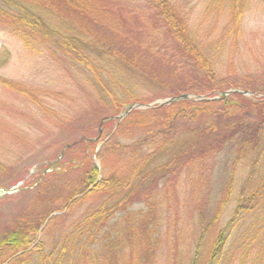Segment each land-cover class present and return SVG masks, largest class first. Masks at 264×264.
I'll return each instance as SVG.
<instances>
[{
    "label": "trees",
    "instance_id": "trees-1",
    "mask_svg": "<svg viewBox=\"0 0 264 264\" xmlns=\"http://www.w3.org/2000/svg\"><path fill=\"white\" fill-rule=\"evenodd\" d=\"M147 4L155 20L149 31L152 36L160 32L169 41L160 42L150 33L135 36L143 23L119 0H0V22L29 53L49 48L53 55L80 67L97 94L95 104L79 111L72 124L73 137L60 143L61 157L73 152L76 157L68 162L52 159L28 184L30 189L18 192L29 195L30 206L0 227L1 264H155L163 191L169 192L171 185L181 187L185 172L200 177L229 148L233 150L229 174L219 197L212 205L206 201L197 208V250L189 264H221L225 248L240 243L233 234L247 221L250 242L245 248L257 241L264 248V87L247 80L218 79L208 48L194 40L174 5L169 0H147ZM222 6L229 18L220 42H234L242 35L247 0H228ZM3 50L0 58L6 59ZM143 85L160 90L154 100L182 94L212 98L228 90L254 96L182 100L112 120L133 104H150L134 93ZM15 90L35 103L32 92L20 86ZM62 122L58 130L72 123ZM101 122L102 129L114 130L106 141L96 130ZM122 137L135 143L122 144ZM111 153L117 156L116 165L125 169L124 175L107 170ZM240 164L250 169L234 198ZM136 203L143 209L130 211ZM232 203L229 222L219 228ZM81 207L74 223L46 239V224L50 232L61 219L59 214L68 216ZM43 231L46 234L40 238ZM203 244L206 251L200 256Z\"/></svg>",
    "mask_w": 264,
    "mask_h": 264
},
{
    "label": "rangeland",
    "instance_id": "rangeland-1",
    "mask_svg": "<svg viewBox=\"0 0 264 264\" xmlns=\"http://www.w3.org/2000/svg\"><path fill=\"white\" fill-rule=\"evenodd\" d=\"M119 1L136 11L137 22L143 23V30H137L135 36L144 38L148 33L152 36L149 30L154 28L155 20L147 0ZM169 1L186 21L194 40L208 48L218 79L229 82L240 79L242 83L247 80L251 84L264 87V0H247L241 23L242 35L234 42L229 39L220 42L229 18L227 8L222 5L228 0ZM135 16L133 20L136 21ZM153 36L160 42L169 41L160 32ZM39 49L37 53H29L12 35L11 29L0 22V50L6 53V59L0 58V80L12 86L5 87L0 82V205L3 204L0 207V227L12 220L24 207L30 206L29 195L19 196L18 192L27 190L28 184L39 178L40 172L46 168L48 162L56 157L63 162L76 157L74 152L65 153L61 157V152L58 153L60 143L64 138L73 137L75 134V126L72 124L77 121L79 111L90 108L97 100L89 77L80 67L62 59L58 54L53 55L49 48ZM16 86L32 92L34 97H37L34 98L35 103L31 102L28 96L17 92ZM150 87L143 85L134 93L138 100L150 103L148 106H157L159 100L154 99L160 90ZM120 115L112 117V120L122 121L128 114L122 119ZM64 118L72 123L65 129L58 130V126L64 123ZM99 126L98 124L96 130L100 131L101 138L108 140L114 130L111 127L102 129ZM143 140L145 143V137ZM133 141L134 139L123 137L119 139L120 143L128 146L135 143ZM100 145L101 143L97 146L98 150ZM232 151L229 148L219 154L200 177L197 173L189 177L190 174L185 172L181 178V187L171 185L168 187L169 192L163 191L165 195L161 198L163 207L160 250L155 264H189L197 250V208L206 201L212 205L219 197L229 174ZM110 156L113 157L112 160ZM110 156L105 159L107 170L116 172L119 176L124 175L125 169L121 170L122 167L116 165L117 156H113V153ZM95 159V165L100 168L99 161ZM246 164L237 167L234 198L243 188L244 179L249 173L250 166ZM260 170L263 171L262 168ZM11 184H15L14 187L20 184L19 190L13 194L4 193L2 187ZM6 196L11 198L4 200L5 202L1 201ZM229 207L220 221L219 228L227 225L235 204L232 203ZM83 208L74 210L68 216L59 214L61 219L51 226L50 232L49 224H46V239L49 240V233H55L57 236L62 229L74 223L81 216ZM141 209L143 205L136 203L130 211L138 212ZM249 226L250 222L247 221L233 234L238 236L240 243L225 248L221 264H264V248L260 242L245 248L250 242ZM44 233L46 234V231L40 234V238H44ZM205 251L206 246L203 244L199 255L203 256ZM2 262L3 258L0 257V264Z\"/></svg>",
    "mask_w": 264,
    "mask_h": 264
},
{
    "label": "water",
    "instance_id": "water-1",
    "mask_svg": "<svg viewBox=\"0 0 264 264\" xmlns=\"http://www.w3.org/2000/svg\"><path fill=\"white\" fill-rule=\"evenodd\" d=\"M232 94H240V95L246 96V97L254 96V93L248 92V91H242V90H229V91L223 92V93L219 94L218 96H215L212 98H206L204 96H197V95L183 94V95H180L177 97H172V98H168L165 100H160L157 102V107L168 106L172 103L182 101V100H186V101H201V100L216 101V100L220 99V97L226 98ZM259 97H261V95ZM152 107H154V106H152V105H149V106L148 105H139V104L131 106L126 112H124L123 114L120 115V119H122L124 116H126L132 110H137V109L146 110V109H151ZM65 148H68V146H66ZM17 191H18V189L15 187V188H12L10 191L4 190L3 192L6 194H13Z\"/></svg>",
    "mask_w": 264,
    "mask_h": 264
}]
</instances>
